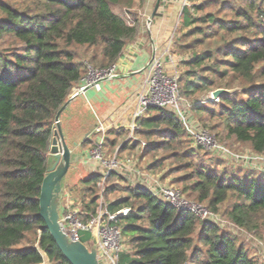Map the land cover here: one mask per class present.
I'll use <instances>...</instances> for the list:
<instances>
[{
  "label": "trees",
  "instance_id": "obj_1",
  "mask_svg": "<svg viewBox=\"0 0 264 264\" xmlns=\"http://www.w3.org/2000/svg\"><path fill=\"white\" fill-rule=\"evenodd\" d=\"M235 1H239L237 8L221 5L233 13L231 20L212 13L193 17L183 6L182 25L189 28L185 37L198 38L191 44H180L192 55L180 60L185 70L177 80V89L189 111L221 119L227 137L264 155V83L255 81L264 80V0ZM133 2L0 0V264H45V259L49 264H69L38 215L52 126L69 91L86 76L88 67L101 70L114 66L139 36L137 24L129 25L111 9V5L130 8ZM138 2L144 6L146 0ZM205 6L195 5L193 10L201 12ZM215 38L221 44L214 49L193 51L195 45ZM213 78H233L246 85L240 92L222 95L217 110L211 101V108L190 102L189 98L202 89L213 92L221 88L215 87ZM134 125L129 138L124 130L111 128L108 134L113 139L104 137L102 148L115 153L118 142L127 139L117 150L121 157L142 143L139 137L157 138L144 142V153L178 147L187 138L189 146L180 158L198 156L170 107L148 106ZM86 143L94 148L96 141L87 139ZM178 156L177 152L171 154L172 158ZM158 165L155 162L144 170ZM182 167L192 169L180 180L185 185L182 193L194 194L198 203L206 204L216 215L219 206L233 200L225 213L226 223L247 231L264 228V181L217 174L188 159ZM103 176L91 174L69 188L78 197L75 201L79 202L82 223L96 213ZM114 179L123 182L110 172L105 183ZM120 182L110 184L102 193L109 213L130 209L118 221L122 241L129 247L119 253L118 264H259L222 225L178 211L143 187ZM117 191L125 196L106 201Z\"/></svg>",
  "mask_w": 264,
  "mask_h": 264
},
{
  "label": "rangeland",
  "instance_id": "obj_2",
  "mask_svg": "<svg viewBox=\"0 0 264 264\" xmlns=\"http://www.w3.org/2000/svg\"><path fill=\"white\" fill-rule=\"evenodd\" d=\"M5 1H15V0H5ZM147 1V0H146ZM156 0H150V3L148 6L139 5L138 0H134L132 6L130 8H127L123 5H111L112 11L121 16L125 19V21L129 25L137 24L138 28H140V36H146L147 31V19L149 18L150 14L153 11L154 5ZM185 1V5L189 8V13L193 17L201 16L206 13H212L219 19L224 20H231L233 19V13L225 8H222V3H228L232 6H236V8L239 6V1L235 0H216L214 3H211L212 0H183ZM211 4H210V3ZM206 4L205 8L201 12H195L193 10V6ZM241 4V3H240ZM179 5V4H178ZM177 5V6H178ZM184 5V6H185ZM146 9V10H145ZM178 9L174 10V15L172 16V19L169 20V18H166L162 21L161 24L154 25L155 28L158 30V39L157 41L161 42L159 48L155 51L156 57L160 58L161 60V67L158 70L150 69L149 66L145 67V69L140 72V74L144 73L145 78L143 79V82L140 84V87L138 88L141 92L142 89H146L147 83H145L144 80L146 78H168L169 80H172V78H179L180 74L185 70V67L183 63H180V60L191 58L192 53L189 51H185L181 49V45L191 44L192 41L198 36L193 37H185V34L188 32L189 28H185L182 25V17L181 13L178 14ZM154 19L149 25V29L152 28L153 22H155ZM152 31V29H151ZM138 37V36H137ZM221 42L218 38L211 39L210 41H206L202 45L198 46L195 45L193 48V51L200 52L206 48L214 49L216 46L220 45ZM132 52V53H131ZM131 52L127 53L125 58L127 60H132L133 56L136 54V50L133 49ZM154 56V57H155ZM115 70L113 71L114 76L117 75V68L116 65L114 66ZM92 72H87L86 76L84 78H93ZM215 87H221L218 89H224L222 87L229 86L230 89H224L228 90L229 94H234L236 92H240V90L245 86V83H241L239 81H235L233 78H225V79H217L213 78ZM114 80V79H113ZM110 81V80H109ZM256 83H264L263 79L257 78ZM101 85V84H100ZM215 89V88H214ZM99 90H101L99 88ZM216 90V89H215ZM212 91H209L208 89H202L198 91L196 94L192 95L191 98H189L190 102H199L203 106H207L211 108V105L209 103V97L211 95ZM239 101L242 99V96L238 97ZM135 100H131L129 102H125L124 106L114 105V108H118L119 111L124 110L128 105L134 107ZM157 102V101H156ZM218 103H214L215 110L218 109L217 107ZM91 104L85 105L86 114L90 118H93L94 115L91 112L90 106ZM93 108H95L94 105H92ZM181 107V106H180ZM131 108V109H132ZM185 108V107H184ZM183 109V108H182ZM185 112L187 113V118L190 122H193L194 125L197 127V129H202L207 132V134L212 138L213 141H215L217 144L223 146L226 148L230 153L232 154H238V155H253V160L250 164H246L243 162H235L232 159L229 158H223L221 154H218L216 152L210 151L207 148H203L200 146H193V149H196L198 151L197 155H190L188 154V158H180L183 152L186 151V148L189 146L190 141L187 140V138H184L185 141H181V144L177 147H173L168 150H158L156 152L151 153H144L145 147L137 146L133 151L128 152L125 151L121 154V157L126 156L130 158L136 159V162H138V167L141 170H144L146 168H149L151 165H153L155 162H159V165L151 168V170H147V172L152 175V177L159 180L164 185H169L177 189L181 196L188 202L189 207H195L197 210L200 208L208 210L206 204H200L195 200L194 194H189L188 192L182 193L181 191L184 188V184L180 183V180L184 178L186 174L191 173L192 169L182 167V164L186 163V159L188 161L193 162L194 165H203L206 168L210 170H214L217 174L226 173L228 176H236L239 178H257L258 180L264 181V165L262 162L258 159H256L255 153L252 152L247 144L238 143L234 140L232 137H227L226 132L223 127V122L221 119L210 116L206 113H198L194 110L189 111V108H185ZM94 112V109H93ZM95 113V112H94ZM98 115V114H97ZM81 119L87 120V117H81ZM192 123V124H193ZM86 124H84L85 127ZM103 126V124H101ZM104 128V126H103ZM130 129V128H129ZM127 129L125 132V136L130 135L131 130ZM79 134H81L80 130L77 132L75 139L76 146H79L82 142V136L79 137ZM96 135V134H95ZM99 138H101L102 133H97ZM140 142H145L148 144V141L154 142L157 141V138L152 136L149 139H145L144 137H139ZM183 140V139H181ZM192 146V145H190ZM93 147L88 148L86 152H84V155L82 156V162L87 164H93V172L94 173H102L103 169L100 166L99 162H95L94 160H90V153L89 151L92 150ZM108 148V147H107ZM103 148L101 155L105 160H108L114 155L113 150L110 148ZM177 152L179 156L177 158H172L171 154ZM77 167V166H76ZM72 171V170H71ZM122 183L119 180H110L107 183H104V186L107 188L110 186V184H117V182H120L123 186L130 185L128 180L124 177H122ZM102 182V181H101ZM113 182V183H112ZM101 185L99 186V189L101 190ZM67 193L69 195V199L73 200L68 202V200H65L63 204H65L66 209L69 210V208L77 207L79 209V202H76V198L70 193L69 190H67ZM122 196H125L121 192H114L111 193L109 196H107L106 201H113L117 198H120ZM234 201L230 200L226 202L225 204H222L218 208V217L224 221L223 229L227 230L232 236L235 237L236 244L237 245H243L245 249L249 252L251 256H253L259 264H264V228L258 227L256 230L247 231L245 229L238 228L237 226L233 224L226 223L228 221V218L226 216L227 210L231 207L232 203ZM209 211V210H208ZM200 213L196 211V214ZM78 236L80 239L84 241V245L87 246L89 243L93 244L94 239L89 231H79ZM88 247V246H87ZM89 248V247H88ZM129 250L128 245L126 244V241H122V247L121 251ZM45 264H49L47 260L45 259ZM99 264H105L103 260L99 259Z\"/></svg>",
  "mask_w": 264,
  "mask_h": 264
},
{
  "label": "built area",
  "instance_id": "obj_3",
  "mask_svg": "<svg viewBox=\"0 0 264 264\" xmlns=\"http://www.w3.org/2000/svg\"><path fill=\"white\" fill-rule=\"evenodd\" d=\"M114 66L101 70H95L88 67V72H92V76L94 77L83 78L81 80L82 85L80 88L93 85L92 89L99 90L100 84H97V82L114 76ZM160 67L161 60L155 56L150 63L149 70H158ZM177 80L178 78H172V80H169L168 78H146L145 83H147V87L142 90L139 96V105L133 117V124L130 127L131 132L129 137H132L133 130L136 128L134 125L135 119L143 114L145 108L148 106L159 108L170 107L183 124L193 146L207 148L210 151L221 154L223 158H229L235 162L250 164L253 160V155L249 156L230 153L226 148L213 141L206 131L197 129L194 123L189 121L186 115L187 113L185 112V108H189V104L180 97L177 89ZM80 88L78 90H80ZM209 100L213 103H218L219 98L213 99L210 95ZM95 131L96 133H102V135L101 138L96 141L94 148L89 151L90 158H92L90 160L100 163V166L103 169L102 174L104 175L102 182L99 184L102 188L100 190L96 213L88 222L82 223L79 221V210L77 208L66 209L61 216V225L64 233L72 240L80 241L78 236L79 231H89L91 233L94 239L93 245L97 252L98 264L99 259L103 260L105 264H118V255L121 252L122 247L121 228L118 225V221L120 217L125 216L130 210L129 208H123L115 213L108 212L102 198V193L106 189L104 183L110 172H114L120 177L126 178L134 187L145 188L152 196L172 205L178 211L191 212L199 219L209 220L223 226L224 221L216 214H213L206 209L204 210L203 208L197 210L194 206L189 207L188 202H186L177 189L162 184L148 172L141 170L134 158L126 156L118 157L115 153L110 159L105 160L101 155L105 129L99 124ZM144 145L145 143L142 142L141 146ZM255 156L256 159L260 160L264 165V155L255 153ZM196 211L200 213L196 214Z\"/></svg>",
  "mask_w": 264,
  "mask_h": 264
},
{
  "label": "crops",
  "instance_id": "obj_4",
  "mask_svg": "<svg viewBox=\"0 0 264 264\" xmlns=\"http://www.w3.org/2000/svg\"><path fill=\"white\" fill-rule=\"evenodd\" d=\"M149 3L150 0H147L145 6H148ZM159 5L160 7L158 9L156 17V19L158 20H155V22H153L151 28L152 31L151 29H149V31L147 30L148 33L145 37L140 36L139 34V36L125 48L122 56L115 64L117 68L116 72L118 75L117 79L103 82L100 85L101 90L90 89L84 94L77 96L69 103V105L60 115L62 131L65 136V140L70 147H72V144H75V141L77 140L75 139V136L77 132H79V130L81 132V134H79V137L82 136V142L79 146V150L78 146L74 150V155H79V161L76 164L72 165L65 178V196L61 204L63 211H65L67 207H65V204L63 203L65 202V200H68V202L70 200L67 190H69L71 186H74L80 179L94 174V167L92 166L93 164L82 162V156L84 155V152H86L89 148V144L86 143L87 140H85V136L89 133L94 132L95 128L99 124H103L106 133L104 134V137L106 139L112 140L113 138L108 134L111 128L122 129L126 132V130L129 129L133 124V117L138 109V100L142 92H140L138 88L145 78L144 73L140 74L138 72H140L149 63L153 56L154 49L156 51L159 48L160 43H162L161 40L160 42L157 41L159 33L154 25L161 24L162 21L166 18H169V20L172 19L175 9H178L177 12L178 14H180L183 6L185 5V1L160 0ZM133 49L136 50V54L133 56V59L129 61L125 58V56ZM81 85L82 82L80 81L75 86H73V88H71V90L69 91L67 99L75 95ZM131 100H135L133 108L132 106L128 105L124 110L119 111V107L124 106L125 102H129ZM88 104H91L89 106L91 112L94 115L93 118H90L88 114H86L85 116V105ZM115 104H120L121 106H119L118 108H114L113 106ZM92 105H94L95 108H93ZM93 109L95 113L93 112ZM81 117H87V120L81 119ZM84 124H86L85 127ZM98 139L99 136L97 135V133H94L89 140L90 142H93L97 141ZM126 140L127 139H124L118 142L119 144L114 147L116 149L114 151L115 153H117L118 148ZM117 141H119V139H117ZM47 156L48 149L46 152V157ZM117 184H119V182H117ZM87 246L91 247L93 246V244L89 243Z\"/></svg>",
  "mask_w": 264,
  "mask_h": 264
},
{
  "label": "water",
  "instance_id": "obj_5",
  "mask_svg": "<svg viewBox=\"0 0 264 264\" xmlns=\"http://www.w3.org/2000/svg\"><path fill=\"white\" fill-rule=\"evenodd\" d=\"M159 4L160 0H156L153 11L147 19L148 31L149 25L158 11ZM154 56L155 49L153 51L151 60L145 67L150 65ZM145 67L140 72H142ZM117 77L118 76H112L108 79L97 82V84H102L103 82L117 79ZM92 87L93 85H89L80 88V90H78L75 95L67 99V101L59 108L55 115L48 145V161L45 176L41 184L40 195L38 198V215L43 220L45 228L48 230L62 256L69 264H98L95 246L93 245L88 248L82 242L72 240L64 233L61 225V216L63 213L61 204L65 196V178L72 165L79 161V155H74V150L77 148L76 144H72V147H70L65 140V136L61 127L60 115L73 99L92 89ZM225 94H229V91L224 89H216L211 92V97L216 99ZM94 133H96L95 130L94 132L87 134L85 136V140L90 139Z\"/></svg>",
  "mask_w": 264,
  "mask_h": 264
}]
</instances>
